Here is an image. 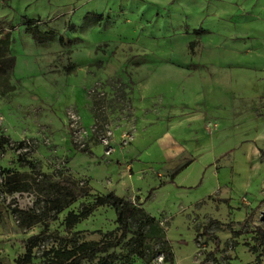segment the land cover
<instances>
[{
	"label": "rangeland",
	"instance_id": "374dc122",
	"mask_svg": "<svg viewBox=\"0 0 264 264\" xmlns=\"http://www.w3.org/2000/svg\"><path fill=\"white\" fill-rule=\"evenodd\" d=\"M0 36L14 58L11 72L0 74V136L14 145L29 140L34 166L19 163L14 147L0 150V170L24 173L27 184L14 194L0 186V264H15L24 240L42 229L19 227L12 212L41 207L38 172L85 182L92 195L136 192L146 211L162 215L182 264H264L252 238L264 227V0H0ZM164 140L176 143L177 156L163 158ZM92 200L47 220L49 232L80 241L114 229V210L99 207L74 226L75 236L65 231V213ZM209 219L247 232L234 238L213 226L219 249L203 261L213 236L193 238ZM58 243L53 235L34 248L32 264Z\"/></svg>",
	"mask_w": 264,
	"mask_h": 264
},
{
	"label": "trees",
	"instance_id": "16d2710c",
	"mask_svg": "<svg viewBox=\"0 0 264 264\" xmlns=\"http://www.w3.org/2000/svg\"><path fill=\"white\" fill-rule=\"evenodd\" d=\"M95 19L101 20L102 16L97 15ZM24 23L26 24L25 31L31 34L38 43H43L44 39L40 38L41 34L35 29V26H32V21L25 20ZM194 33L199 34L197 31H194ZM53 36V32L46 34L48 38ZM62 44L63 42L60 39V45ZM190 46L193 47L194 43L191 42ZM8 52L9 40L6 36H0V74H8L14 67V58L9 56ZM94 124L96 125L97 123L95 122ZM27 141L23 140L14 145L8 137L0 136V150H4V147H14L19 150L17 152L18 162L27 165L33 171L34 166L27 159V155L32 151V145L29 140ZM71 144L79 151L91 153L88 148L80 147L72 138ZM190 162L191 160L188 159L174 167L169 173V181L188 166ZM0 174L3 176L0 186L3 187L6 193L14 194L27 189L24 178L26 175L24 173L1 169ZM34 176L32 181L37 183L42 193V199L39 200L42 203L41 207L28 209L14 207L12 212L16 214L19 227L30 228L35 224H41L42 229L24 240V252L15 258V264H32L33 249L40 247L44 241L53 235L62 244L58 243L57 246L43 249L39 264H83V262H88L89 264H133L135 259L149 264L159 256L162 257L163 263H171L173 261L172 247L166 237L165 229L159 226V219L149 214L139 203L118 196L112 191L92 195L87 183L68 177L53 180L51 175L41 172ZM89 196L93 198L91 203L83 204L77 211L70 209L65 213L62 219L65 231L67 233L72 232L71 234L75 236L79 231H73L74 226L88 218L99 207H111L114 210L116 215V226L114 229L107 231L95 230L93 232L101 235L98 240L80 241L75 238L67 239L55 232H49L47 220H56L58 215L71 204ZM253 215V211L247 212L245 218L239 224L241 226L249 225ZM232 224V221L222 223L217 219H209L203 225L201 231L196 230L194 242H197V239L201 236H213L214 249L206 254L203 261H207L205 259L207 255H213V252L219 249V238L209 231L213 226L228 228L234 238L247 232L244 228L234 230ZM252 238L261 248V252L255 256L257 261L261 258V255L264 256V227L255 226ZM156 244L158 247H155ZM235 245L236 241H232L229 248L232 249ZM249 249L252 253L257 252V247L255 246Z\"/></svg>",
	"mask_w": 264,
	"mask_h": 264
},
{
	"label": "crops",
	"instance_id": "0c3cea01",
	"mask_svg": "<svg viewBox=\"0 0 264 264\" xmlns=\"http://www.w3.org/2000/svg\"><path fill=\"white\" fill-rule=\"evenodd\" d=\"M172 141H173V139H172ZM171 140H164V142L162 141L161 143H160V145H158L157 147L161 150L162 149V151H163V158H167V159H169V158H173L172 156L173 155H175V156H177L175 153L177 152L176 150V143L175 142H172ZM175 143V144H174ZM180 152V151H179ZM133 166H134V161L133 162H129V163H127L126 165H125V168H126V170H127V172H128V174H130V170H131V168L133 169ZM170 173V172H169ZM177 175V174H176ZM175 175V176H176ZM174 176V177H175ZM169 174H168V178L167 179H169ZM174 177H173V179H174ZM172 179V180H173ZM109 192V191H108ZM113 192V191H112ZM106 193V192H105ZM118 196H120V195H118ZM122 197H125V198H127V199H130V200H132V201H135L136 203H139L144 209H145V207H144V205H143V202H142V200H141V198H140V196H138L137 194H136V192H130V191H128L127 192V194H125V195H122ZM146 210V209H145ZM148 212V211H147ZM149 213V212H148ZM149 214H151V213H149ZM151 215H153V214H151ZM154 217H156L157 219H159V218H161V216L162 215H160V217L159 216H156V215H153ZM164 218V220L165 221H167V219H166V217H163ZM162 222V221H161ZM195 237V236H194ZM193 242H194V238H193ZM172 247V246H171ZM172 252H173V261L171 262V263H169V262H166V263H164V264H182V262H181V260L177 257V256H175V252L173 251V249H172Z\"/></svg>",
	"mask_w": 264,
	"mask_h": 264
},
{
	"label": "built area",
	"instance_id": "2783aa9c",
	"mask_svg": "<svg viewBox=\"0 0 264 264\" xmlns=\"http://www.w3.org/2000/svg\"><path fill=\"white\" fill-rule=\"evenodd\" d=\"M107 138L106 137H102L101 138V141L102 142H106L107 140H106ZM26 142H28V141H26ZM23 150H25V149H23ZM19 150H17V152H18ZM2 181H3V176L0 174V183H2ZM157 261H158V263H162V257L161 256H159L158 258H157ZM202 264H207V263H202Z\"/></svg>",
	"mask_w": 264,
	"mask_h": 264
},
{
	"label": "water",
	"instance_id": "95a60500",
	"mask_svg": "<svg viewBox=\"0 0 264 264\" xmlns=\"http://www.w3.org/2000/svg\"><path fill=\"white\" fill-rule=\"evenodd\" d=\"M261 220H264V210L261 212V217H260Z\"/></svg>",
	"mask_w": 264,
	"mask_h": 264
}]
</instances>
